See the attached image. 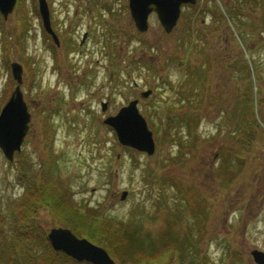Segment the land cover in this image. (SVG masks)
I'll list each match as a JSON object with an SVG mask.
<instances>
[{
	"label": "rangeland",
	"instance_id": "1",
	"mask_svg": "<svg viewBox=\"0 0 264 264\" xmlns=\"http://www.w3.org/2000/svg\"><path fill=\"white\" fill-rule=\"evenodd\" d=\"M46 2L49 12L55 11V21L62 23V38L66 36L72 45L55 48L43 37L34 11L35 0H23L19 15L15 5L7 19L0 22L8 37L7 48L3 53L0 50V110L15 86L12 79L8 81L9 73L2 60L6 52L8 63L17 62L23 68L21 90L31 114L30 130L13 161L8 162L0 151V195L13 197L19 193L18 169L20 164L28 165L30 171L22 177L24 187L32 184L39 189L46 185L48 191L56 190L57 199L62 192L74 203L96 206L113 221L125 220L133 203L145 201L150 206L147 211L154 216L144 219L145 233L157 243L171 222L169 230L176 231V241L195 221L181 206V194L176 189L156 183L157 176H161L168 185L169 181L176 182L185 190L194 191L198 200H204L206 231L197 242V252L186 247L180 258L177 253L170 257L167 252L157 262L147 264H254L250 252H264V0H197L192 8L182 6L180 14L184 16L180 15L170 34L164 33L153 13L148 17L147 32L138 33L128 0ZM185 17L194 22L193 32L199 26L209 31L206 51L211 53L205 62L209 66L205 90L218 103L200 111L198 138L183 147L177 162L170 163L169 156L175 154L177 146L167 137V131L175 127L176 132L178 128L174 120L164 119L163 98L155 99L159 118L154 117L149 105L153 94L170 90L161 82L162 77L176 81L181 78L180 68L172 64L173 58L183 56L187 45L179 44V36L183 34L181 40L189 45L197 40L195 35H184ZM22 19L28 26L24 44L18 46ZM70 24L72 30L68 28ZM84 32L88 35L80 47ZM185 56L191 65L204 64L202 56L193 51H187ZM131 61H136L137 66L147 63L156 70L159 80L146 74L143 78L139 67L129 66ZM248 82L253 113L248 106L241 107L244 121L238 132L232 124L234 96L239 89L244 92ZM147 90L152 91L150 97L140 98V93ZM134 99L152 133L155 152L151 157L129 148L126 151L114 131L102 123ZM102 102L107 104L104 112ZM164 121L167 127L162 124ZM225 154L232 160L226 173H218ZM52 157L50 166L54 170L46 174V161ZM123 191L127 197L120 201ZM159 194L168 199V207L155 210L152 201ZM36 219L46 233L61 227L44 206H39ZM234 251L241 260L232 261L229 252Z\"/></svg>",
	"mask_w": 264,
	"mask_h": 264
},
{
	"label": "trees",
	"instance_id": "2",
	"mask_svg": "<svg viewBox=\"0 0 264 264\" xmlns=\"http://www.w3.org/2000/svg\"><path fill=\"white\" fill-rule=\"evenodd\" d=\"M261 4L262 6L264 5L263 3ZM255 5L258 4L255 3ZM22 7L23 0H16L15 10L17 15H19ZM188 7L192 8L191 6ZM34 11L38 17L36 6L34 7ZM182 15L184 16V14H181V18L183 17ZM185 20L187 24L186 28L183 30L184 35H195L197 40L189 45V42L184 41L185 39L181 40L183 34L178 38L179 42L182 41L179 44L185 45L187 43L185 50H183V58L178 57L172 59L174 60L172 64L179 67L182 72L181 78L176 81L169 77H162L161 82L166 83L170 90L167 91L166 89L165 93L153 94L150 98L151 104L149 105L151 107V112L154 113V117L158 115L157 118H159L160 114L156 109L155 99L156 96H159L160 99L163 98L162 101L165 108L161 109V113L164 114V119L167 122L174 120L176 123L174 126L178 128L176 132L175 127L167 131V137H169L170 140L173 139V143L177 146L175 154L169 156L168 161H170V163L177 162V157L181 156L183 147L193 143L198 138V128L201 117L200 111L218 103V100L212 96L209 91L205 90L206 83L209 79V73L208 70H206L209 66H205V62L210 59L208 55L211 53L206 51V44L209 43L207 38V33H209V31L205 32L202 30V26H199V28L193 32L194 22L190 17H185ZM0 22L2 23L1 17ZM19 23L21 28L17 34L16 43L18 46H21L24 44L23 39L26 36L24 30L28 25L23 19ZM5 34V31L1 27L0 50L2 53L7 48L6 41L8 37ZM54 49L53 47V50ZM187 51H193V53L202 56L204 64H189L190 61H188V58L185 56ZM4 54H6V52ZM4 54H2V60L9 73V63ZM131 62L129 66H133L136 61ZM209 63L211 65L212 61L209 60ZM134 66L139 67L140 74L142 73L141 70L143 71L141 74L143 78L146 74V76H150L153 80H159V77L155 74L156 70L148 67L147 63H143L141 66ZM8 81L11 82L10 74ZM247 85L244 92H241L239 89V92L234 96L235 105L233 108L235 112L234 115L236 116L233 115L235 120L232 121V124L233 129L238 132L242 129L240 125H242L244 121V119H242L243 109H241V107L248 106L249 110L253 113L251 86L249 82ZM155 90H157V88H155ZM164 95L165 97H163ZM174 111H176V115H173ZM171 115L172 119H170ZM166 121L162 122V124L167 127L168 123ZM125 150L130 151L126 148ZM19 160H23L22 157H20ZM231 160L232 157L229 156V154L223 155L217 172L226 173V169L230 165ZM53 161V157L52 160L46 161L47 165L44 167V169L46 168V174H50L51 170H54V168L50 166V162ZM136 163L138 164V162ZM27 166L24 164L22 166V164H20L18 169L20 172V176L17 177L18 183L20 181L17 187L19 193H15L13 197L12 195L7 197L0 195V264H90L86 262H77L64 255L62 252L54 251L51 248L46 237V231L36 219L39 206H44L49 209L50 214L55 217L56 223L59 224L58 226L66 227L77 237L86 238L91 243L102 247L120 264L142 262L147 264L157 262L158 259L163 257L167 252L171 255L170 257H172V254L174 256V253H177L178 258H180L181 252L186 247L193 248L194 251L197 252V242L201 241L204 237L206 231L205 223L207 222V210H205L204 200H198V195L194 191L191 189L185 190L176 182L169 181L168 185L166 179L157 176L156 183H161L162 185L166 184L163 186L176 189V192L181 194V198L179 199L182 204L181 206L191 214L195 222L189 224L184 229L182 236L176 241L173 240V237L177 236L174 235L176 231H174V229L172 231L169 230L171 224V222H169L166 231L160 234L156 243V240L154 241L150 234L145 233L143 229L144 219L154 218V216H150L149 213L151 212L147 211L146 208L150 206L148 204L146 206L145 201L133 203L125 220L117 219L113 221L112 218L106 217L104 212L98 211L96 206L91 207L88 204L74 203L68 197H63L62 192L57 194V199L56 190L53 192L51 190L48 191L47 187H45L46 185L42 184L39 189H34L35 185L32 184L24 187L22 183L24 178L22 177H25V174H28L30 171ZM150 174L151 177H156L155 173ZM141 175L146 177L143 171H141ZM161 192H163V189ZM167 204L168 199L165 198L163 194H159L158 198L152 201V206L155 210L168 207ZM6 219H10V224L6 222ZM229 255L232 261L242 259L239 253L235 251L229 252ZM191 264L194 263L192 262Z\"/></svg>",
	"mask_w": 264,
	"mask_h": 264
},
{
	"label": "water",
	"instance_id": "3",
	"mask_svg": "<svg viewBox=\"0 0 264 264\" xmlns=\"http://www.w3.org/2000/svg\"><path fill=\"white\" fill-rule=\"evenodd\" d=\"M36 2L43 29L58 46V39L50 26L47 2L46 0H36ZM196 3L197 0H128V10L138 33L145 34L147 32L148 17L154 13L164 33L170 34L177 25L182 6H195ZM15 5L16 0H0V16L3 20H6L8 15L13 12ZM9 71L15 86L0 110V151L8 162H12L14 154L21 151L28 132L30 114L21 90L23 68L19 63L11 62ZM151 94L152 91L147 90L140 93V97L146 99ZM137 104V99L131 100L127 105L121 107L114 116L103 119L102 123L114 131L117 142L122 147L151 157L155 152V144L144 117L139 113ZM106 107V103H101L102 112L106 110ZM126 197L127 192H121L120 201H124ZM46 237L54 251L62 252L77 262L115 264L103 248L84 238H77L67 228H52ZM250 257L254 264H264V252L252 250Z\"/></svg>",
	"mask_w": 264,
	"mask_h": 264
},
{
	"label": "flooded vegetation",
	"instance_id": "4",
	"mask_svg": "<svg viewBox=\"0 0 264 264\" xmlns=\"http://www.w3.org/2000/svg\"><path fill=\"white\" fill-rule=\"evenodd\" d=\"M230 1H235V0H230ZM236 1H238V2H248L250 0H236ZM54 13H55V11L53 13L49 12L50 26H51L53 32L55 33V35L57 36V39L59 41V47H61L64 44H66L67 45L66 47H68V46H70L69 43L72 45V43H71L72 41L70 39H68L66 36L62 38V33L64 32V31L62 32L63 29H60L62 27V23L55 21L56 17L54 16ZM75 14H77V11L75 12ZM38 19H39V22H40V27H41L40 30L42 32L43 37L47 41L49 40L53 44V46L55 47V44L53 43V40H52L51 36L44 31L43 26H42V22H41L40 18H38ZM71 26H72V24H70L68 28L72 30ZM87 35H88V32H84V34H83V36L81 38V41H80V45H79L80 47L85 45V40H86ZM73 50H75V47H73ZM55 69L56 68H54V71H55ZM30 117H31V114H30ZM30 122H31V118H30ZM30 122H29L28 132H29L30 127H31V123ZM52 123L54 124L53 121H52ZM52 127H53V125H52Z\"/></svg>",
	"mask_w": 264,
	"mask_h": 264
}]
</instances>
